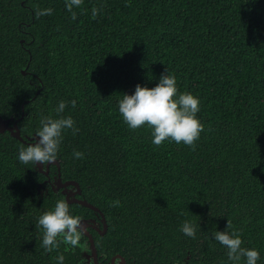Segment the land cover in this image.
<instances>
[{"label": "trees", "instance_id": "trees-1", "mask_svg": "<svg viewBox=\"0 0 264 264\" xmlns=\"http://www.w3.org/2000/svg\"><path fill=\"white\" fill-rule=\"evenodd\" d=\"M48 8L51 15L36 17ZM72 11L75 19L66 0H0V118L12 125L23 114L25 141L0 133V264H56L61 254L63 264H77V250L62 242L46 251L36 227L65 194L18 161L19 149L38 140L41 117L59 118L60 101V115L79 129L62 133L60 177L104 217L105 234H91L106 260L165 240L185 250L196 241L201 261L232 264L213 237L230 220L227 231L239 232L264 264V0H83ZM166 69L179 93L200 101L195 150L167 140L155 146L150 129L130 130L119 113L123 94L155 87ZM66 202L82 222L102 223ZM185 221L195 239L180 231Z\"/></svg>", "mask_w": 264, "mask_h": 264}, {"label": "clouds", "instance_id": "clouds-1", "mask_svg": "<svg viewBox=\"0 0 264 264\" xmlns=\"http://www.w3.org/2000/svg\"><path fill=\"white\" fill-rule=\"evenodd\" d=\"M83 0H66V8L72 13V18H76L73 7L79 8ZM52 9H37V18L44 15H51ZM100 8L92 9V18L95 19L100 13ZM75 108L76 102H71ZM66 102L60 101L55 112L59 118L52 116H42L40 128L36 132L38 140L34 144L22 146L19 149L18 161L21 164H32L37 166L48 165L57 159V153L62 141V133L66 129H71L75 135L79 129L75 127V121L71 116L63 117L60 115L66 108ZM119 113L127 127L135 131L141 127L151 130L152 143L161 146L166 140L176 144H184L195 150L196 141L200 139L204 131V125L197 118L200 111V101L198 97L191 93H179L177 81L174 75L166 72L161 75L155 87H142L137 84L133 94H123L118 104ZM77 159L83 158V153L76 151L73 153ZM117 200L111 206H119ZM79 216L70 213L69 204L63 199L55 203L54 209L44 212L36 225L42 228L43 238L42 247L51 252L59 248L60 243L70 245L73 248H80L87 251V243H81L85 229ZM232 229V223L227 220L224 231L213 233L214 239L221 246L227 249V256L232 264H257L260 253L254 248L242 247L243 241L239 232ZM180 231L192 239L196 238V229L185 221ZM62 237V241L58 240ZM64 256L56 257V264H63Z\"/></svg>", "mask_w": 264, "mask_h": 264}, {"label": "flooded vegetation", "instance_id": "flooded-vegetation-1", "mask_svg": "<svg viewBox=\"0 0 264 264\" xmlns=\"http://www.w3.org/2000/svg\"><path fill=\"white\" fill-rule=\"evenodd\" d=\"M10 126V125H9ZM32 143V142H27ZM29 145V144H28ZM54 164L57 168V173L52 175L50 177L49 172L51 166ZM59 164H55L54 162H50L48 164V168L45 166L42 167V169L45 172H42L46 177V183L49 184L50 188L53 190L54 193L59 191H62L65 194V200L68 202L75 203V200H80L75 197L76 194H80V190L77 186V184H69L66 187H63L62 184H68L70 182L74 183L73 181H62L59 173ZM67 194H70L67 197ZM84 201V200H82ZM94 211V210H93ZM95 212V211H94ZM96 213H99V211ZM101 216V222L98 220L91 219L90 221L84 220L82 222V225L85 229L84 235L82 236L81 243H87V251H82L80 248H73L74 251L77 250L78 252V261L77 264H206L205 262L201 261V257L199 255V248H198V242H194L193 245L189 246L187 250L180 249L177 247H171L169 243H166L165 240H163L164 245L162 248L158 247H151L147 252L142 251L136 252L135 256H127L126 258H123L121 255L115 254L111 255L108 260H106L107 253L106 252H98L95 247V242L93 239V236L91 234V231H95L97 234L104 235L107 230L106 221L104 219V222L102 220ZM104 218V217H103ZM105 225V229H104ZM188 240V236L186 238ZM67 247H71L70 245H67ZM104 247H106L104 245ZM94 250V255H93ZM137 257V258H136Z\"/></svg>", "mask_w": 264, "mask_h": 264}, {"label": "water", "instance_id": "water-1", "mask_svg": "<svg viewBox=\"0 0 264 264\" xmlns=\"http://www.w3.org/2000/svg\"><path fill=\"white\" fill-rule=\"evenodd\" d=\"M22 73L24 74V72H22ZM22 117H23V114L21 115V117H20L19 119L15 120V121L12 123V125H10V126H9V123H10L11 119L4 120V119L0 118V133H3L4 131H8L9 134H10V136H12V137L16 138L17 140H19V141L25 143V141H23L22 138L20 137L19 129H18V127H17V122H18V120H20ZM34 143H35V142H34ZM34 143H28V144H34ZM54 163L57 164V166H58L57 161H54ZM45 167L48 168V165H45ZM37 168H38V170H39L40 172H45V171L42 169V167H41L40 164H37ZM58 169H59V168H58ZM69 184H75V183L70 182V183H68V184H64V185L62 184V186H63V187H66V186L69 185ZM75 185H76V184H75ZM64 193H65V192H64ZM69 195H70V194H67V197H68ZM75 203H79L80 205H82V206H84V207H87V208H89V209H91V210H94L95 212H96V211L98 212V210H97L95 207H93L92 205L88 204L86 201L75 200ZM102 220H103V222H104V218H103V217H102ZM104 229H105V225H104ZM93 255H94V250H93Z\"/></svg>", "mask_w": 264, "mask_h": 264}]
</instances>
